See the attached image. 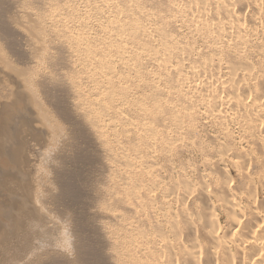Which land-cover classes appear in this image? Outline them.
I'll list each match as a JSON object with an SVG mask.
<instances>
[{
  "label": "rangeland",
  "instance_id": "374dc122",
  "mask_svg": "<svg viewBox=\"0 0 264 264\" xmlns=\"http://www.w3.org/2000/svg\"><path fill=\"white\" fill-rule=\"evenodd\" d=\"M214 4V0H0V9L4 8L1 17L5 21L9 18V23L13 22L9 25L0 22V97L2 93L4 96L8 94L6 101L0 103V233L11 232L6 241L0 240V264H25L29 258L45 262L57 252L69 255L72 260L68 263L63 256L60 258L57 255L64 260L56 258L57 264H109L111 244L118 233L124 234L118 230L124 222L106 216L104 219L99 214L102 202L109 200L106 196L111 195L110 200L112 195L118 197L123 193V197L127 194L126 198L132 200L140 196L142 198L144 193L149 197L174 196L184 191V178L190 177L188 181L191 186L200 181V174L206 172L203 169L205 164L202 166L200 146L209 150L214 146V150L217 149L214 143L219 145L228 140L218 118L201 112L203 109L206 111L207 104L211 106L204 92L207 87L203 84L205 85L207 78L215 79L218 68L215 67L219 62L226 64L227 61L235 58L234 62L238 58L237 55L235 57L234 50L230 49L229 31H225L227 37L225 35L214 40L220 31L216 30V21L213 22L217 11L219 13L216 9L220 8H216ZM169 6H173V9ZM27 10L32 11L33 17L49 30V34L45 32V39L49 43H46L49 57L46 54L47 57L45 55L42 61L35 54H29L34 51L37 43H34L33 27L25 21ZM208 21L214 28L206 32ZM250 52L259 67L258 59L253 56L254 51ZM50 55L53 61L50 60ZM203 62H209L204 77H196ZM180 64H183L182 70ZM207 68L210 69L209 72L215 73L211 75ZM21 70L36 74L32 89L40 99L41 105L38 107L45 108L50 125L53 126L54 122L55 127H60L62 132L58 136L57 145L54 131L48 125H41V111L36 107L35 99H29L25 83L18 76ZM225 72L226 69H218L221 78ZM181 76L186 79L183 84L181 81L184 77ZM37 79L42 83L37 82ZM216 86L219 87L218 84ZM123 91L125 92L122 93ZM201 92L205 93V100ZM155 107L160 108L163 117L158 115V111L156 114L149 112L156 110ZM221 108L228 110L229 107L223 104ZM92 114H96L95 117ZM90 115L94 121L92 117H88ZM96 116L102 122L98 123ZM87 117L91 124L87 122ZM198 118L199 122H194ZM189 123L192 126H195L193 123L197 124L195 127L190 125L194 129H188ZM226 123L237 139L236 124L231 121ZM149 126L154 128L153 132ZM10 140L15 144L20 143L23 154L30 158L28 163L20 162L23 172H16L5 151ZM232 171V176L238 178L236 170ZM134 174L137 176L136 180ZM205 179L211 182L209 178ZM177 182L182 185L179 183L178 187ZM172 186L178 187L179 193L173 188V194ZM128 188L136 195L129 192ZM35 201H38V205H43L45 213L52 214L51 218H39L35 215L37 213L30 209ZM122 207L120 204L114 208L117 209L116 214L119 211L128 213V218L133 220L134 214L120 209ZM148 208L151 211L153 207L149 205L145 208L146 211ZM9 213L22 216L25 233H20V237L14 235ZM111 230L116 232L117 237H113ZM27 239L33 245V251L27 250ZM86 239L91 242L86 247L91 256L88 260L84 258L83 242ZM53 262L50 264H55Z\"/></svg>",
  "mask_w": 264,
  "mask_h": 264
},
{
  "label": "bare ground",
  "instance_id": "6f19581e",
  "mask_svg": "<svg viewBox=\"0 0 264 264\" xmlns=\"http://www.w3.org/2000/svg\"><path fill=\"white\" fill-rule=\"evenodd\" d=\"M214 1H215L214 5L217 6L216 8H220V9H216V11L219 10V13H218V11H217V14L215 13L216 17L215 16H214V18L211 17L214 19L213 22L216 21L215 22V24H216L215 26L217 27L216 30L220 29V31L217 33L218 35L215 36L214 40L216 39L215 41H217L218 38H223L222 36H225V35L227 37L228 34L225 31L226 30L229 31L230 49L234 50L233 53L235 54V57L237 55L238 58H236L237 61L233 62V60L235 58L233 57L234 55L231 54L233 56H231V55L230 56L232 58H234V59H231L232 61H230V62L227 61L228 63L226 62V64L219 62L218 66L215 67V68H217V67L218 68H217V70L215 69L217 73L215 75L213 74L214 76H216L214 80H209L207 78L206 82L203 81V82H205V85H206L205 86L203 84V86L205 88L207 87V90L205 89V91H204L206 93V100H207V102H210L211 106H209V104L206 103L207 104L206 111L204 109L202 111L201 107H200V110H201V112H205L206 115L211 114V115H214L215 119L218 118V121H220L222 126H223L224 132L226 133V135L229 138L227 137L228 140H226V138H225L226 141L222 142V143L220 142L219 145L218 144L216 145L214 143V145L217 146V149H214V150H212V148L214 146L209 150L207 147H201L200 145H198V146H200L199 149L201 150V153H202L201 158L203 159V161H202L203 165L201 163L200 164L202 166H204V164H205L203 169L206 172L205 173L203 172L204 174H202V173L200 174V176H199L200 181H198V182L196 181L197 183H195V182L192 183L194 186H191L190 182L188 181V179L190 177H188V178L186 177L187 179L186 178H184V179L180 178V179L184 180L183 185H182V183H183L182 181H180L182 183L179 182L180 185H182L184 187V191L180 192L182 195L181 194L179 195L177 193H176L177 194L176 195L174 192L175 190L178 192L177 188L179 187V183L177 182L176 183L178 185L177 188L172 186V192H174L173 194H175L176 196L171 195V196H162V197H156V196L155 197H149L148 194L144 193V196L142 195L143 196L142 198L140 195H139L140 198L136 196L137 198L133 199L134 201L132 199H129V198L127 199L126 198V197H128L127 194H126V196L123 197L124 193L121 194L122 196L119 195L118 197L117 196L114 197L112 195V200H110V197H111L110 194H109L110 197L106 196V198L107 199L109 198V200H104V202H102L103 204H102V207L99 209L100 210L99 214L101 213L104 216V219L106 216L112 220L113 219H116V220L120 219V220H122V222H124V224L122 223V226L120 225V227H121L120 229H118L119 227L116 228L124 234L118 233L117 234L118 237H117L116 232L111 230V232L114 233L113 237L116 236L117 238H115V241L113 240L114 242L112 244L107 242L109 245L111 244V246H112L111 247L112 250L110 252V254L111 253L112 254L110 255L111 259H109L110 260L109 264H264V0H214ZM212 2H213V0H212ZM170 7L172 8L173 6H169V8ZM169 8H167V9H169ZM3 9H0V22L9 25L12 21L9 23L8 22L9 18L6 21L2 18L3 17L2 16ZM25 16H26V14H25ZM25 18H26L25 19L26 23H28V25H31V27H33L32 33L34 34V39H35L34 43H37V45L35 44V49H33L34 51H32V53H29V54H32V56H33V54H35V56L39 58V61H40V59L42 61V58L46 54H48V52H46V51L48 48L47 44H49V43H47V39H45V32L47 30H46L45 26L43 25V23H40L36 17L35 18L33 17L32 11L27 10V16ZM205 23L207 24V21ZM200 28H202V27H200ZM206 28L207 29H205V31L208 32V31H212V29L214 27H212L208 21V25L206 26ZM64 29H66V28H63V30ZM54 30H56V29H54ZM47 32H46V34H47ZM64 32L65 31H63V33ZM48 34H49V32H48ZM53 35H54V32H53ZM61 35H62V33H61ZM80 36H78V37H80ZM78 37H76V38H78ZM82 39H83V37H82ZM77 41H80V40L77 39ZM120 42H123V41L120 40ZM90 44H91V42H90ZM220 45H221V43H220ZM222 47H223V45H222ZM74 49H76V48H74ZM216 50H217V48H216ZM226 50H228V49H226ZM29 51H31V50H29ZM250 51H254L253 56L256 57V60L258 59V62L256 60L255 61L257 63H260L259 67H257L256 63L253 61L254 58L250 55L251 54ZM25 52H27V51H25ZM94 53H95V51H94ZM88 55H90V54H88ZM169 56L170 55H168V57ZM46 57H47V55H46ZM48 57H49V54H48ZM50 57H51V55H50ZM69 57H71V56H69ZM38 58H37V60H38ZM51 59H52V57L50 58V60ZM71 59H72V57H71ZM71 59H69V60L71 61ZM64 60L66 61V59H64ZM196 60H198V59H196ZM51 61H53V60H51ZM54 61H56V60H54ZM63 61H62L63 64L64 63L67 64L66 62H63ZM70 61H69V64H70L69 67H71ZM163 61H165V60H163ZM53 63H55V62H53ZM194 64H195V62L193 63V66H194ZM206 64L204 63V65L201 66V70L198 69V72L195 71L197 74L196 77H202V76L204 77L206 66L208 67L209 62L207 65ZM182 65L183 64H180V68ZM167 66H169V65H167ZM67 67H68V65H67ZM196 67H197V64H196ZM196 67H193V68L196 69ZM198 67H200V66H198ZM219 68L226 69V72L223 75L224 78L223 77L221 78L219 76V73H218ZM178 69H179V67H178ZM178 69H177V73L179 71ZM29 70H31V69H29ZM29 70L28 71L21 70L20 74L18 76L20 78H22L23 83H25L24 88H25V91L28 93L29 99H35L36 107H38V105H41L40 99H39V97H37V95H35L36 92L32 89V87L35 84L33 82V80H34V76L36 77V74L34 75V73H32ZM181 70H182V68H181ZM207 70L209 72L210 69L207 68ZM34 72H35V70H34ZM213 72H209V73L211 74ZM180 74H181V72H180ZM180 74H178V75H180ZM206 74H207V72H206ZM207 75H209V74H207ZM211 75H209V76H211ZM181 77H184L183 78L184 80L182 79V81H181L183 84V82L186 79H185V76H181ZM206 77L207 76H205V78ZM37 78H38V75H37ZM211 78H214V77L211 76ZM36 81L39 83H42L39 81V79H37ZM198 84L200 85L199 82H198ZM216 84H218L219 87H217ZM191 87H192V85H191ZM201 87L202 86H200V88ZM204 87H202V88H204ZM200 88H198V89H200ZM195 89H196V87H195ZM123 90L126 91L127 89L123 88ZM200 90H197V91H200ZM125 91H123L122 93H124ZM205 93H202L203 99H204ZM177 94H178V92H177ZM6 96H8V94H5V96H4V94L2 93V97H0V103L6 101V98H8ZM200 99L201 98H199V100ZM203 99H201V100L203 101ZM196 100H197V98H196ZM92 103H93V100H92ZM203 104H204V102H203ZM223 104H224V106L226 104V106L229 107L228 110H224L221 108V105H223ZM93 106H94V104H93ZM92 107H90L91 108L90 111H92ZM197 107H199L198 103H197ZM38 108L40 109L41 116H42L41 120H40L41 125H48L49 128H51V130L54 131L55 137L57 136V139L55 140V141H57L56 145L59 144V142H58L59 137L58 136L60 135V133H62L60 127H58L57 125L55 127L54 122H53V126L50 125L51 121L47 117V111L45 110V108H43V107H38ZM76 108H77V106H76ZM202 108H203V106H202ZM88 109H89V107H88ZM153 109H154V107H153ZM155 109H156V107H155ZM159 109L152 110V111L150 109H148V110H150L149 112L152 114L153 113L156 114V112L158 111V115L159 114L161 115V112ZM187 109H188V107H187ZM96 111L98 113V109H96ZM77 112H75V113H77ZM189 112H190V110L188 111V113ZM197 113H199V111ZM197 113H195V114H197ZM178 114L174 115V116L177 117ZM84 115H86V114L84 113ZM92 115H94V114H92ZM95 115H94V117H95ZM99 116H101V115H99ZM161 116L163 117V115H161ZM197 116H199V115L197 114ZM201 116H202V113H201ZM88 117H92V116L90 115ZM155 117L159 118L157 115ZM194 117H195V115H194ZM209 117H210V115H209ZM209 117H207V118H209ZM211 117H213V116H211ZM96 118H98V117L96 116ZM96 118H95V120H96ZM191 118H193V116ZM191 118H189V120ZM200 118H198L197 121H194V122H199ZM187 119H188V117H187ZM193 119H195V118H193ZM92 120L94 121L93 117H92ZM185 120H186V118H185ZM189 120H187V121H189ZM212 120H213V118H212ZM88 121L90 123L89 118H88L87 122ZM227 121H231V122H234L236 124V125L235 124L234 125L236 126L237 139L234 137L235 135L233 136L234 132L231 130V128H230V130L232 133H230V130L227 126L228 123H226ZM95 122H97V121H95ZM95 122H94V125H96ZM100 122H102V121H100V119H99L98 123H100ZM178 122H180V121H178ZM192 122H193V120H192ZM191 123H189L188 129H190L194 126V125L192 126ZM187 124H188V122H187ZM193 124H195V126H196L197 123H193ZM232 124L231 125L229 124L230 127L232 126ZM167 125H169V124H167ZM36 126H39V125H36ZM103 127H104V125H103ZM149 128L152 132L154 131V128L152 126H149ZM192 129H194V128H192ZM178 130H179V128H178ZM160 131H161V129H160ZM190 131H192V130H190ZM91 134H92V132H91ZM163 136H165V135H163ZM64 139L65 138H63V140ZM66 139H68V138H66ZM171 139H172V137H171ZM204 139L205 138H203V141H204ZM235 140H237V142H235ZM65 141H67V140H65ZM15 143L16 142L10 140L8 142L7 146L5 147V151L10 156V160L14 164L16 172H18V171L23 172V169H21L20 162L28 163V162H30V158L26 157V155L23 154V146L20 143H17V144H15ZM63 143L67 144V142H63ZM193 143L195 144V142H193ZM103 144H104V142H103ZM187 144H188V141H187ZM107 145H108V143H107ZM188 146H189V144H188ZM105 147H106V143H105ZM180 153H182V152H179V154ZM179 158H180V156H179ZM152 162H153V160H152ZM154 163H155V161H154ZM188 163H189V161H188ZM169 164H170V162H169ZM108 165L110 166V164H108ZM180 165H182V164H180ZM111 166H113V164ZM149 166H152V165H149ZM171 166H173V164ZM109 168L111 169V167H109ZM232 169L236 170L238 178H235L232 176V174H231V172H233ZM168 171H170V170L168 169ZM201 171H203V170H201ZM169 174H171V173H169ZM185 174L186 173H184V175ZM130 176H132V175H130ZM171 176H172V174H171ZM206 177L209 178L211 180V182L208 181L207 179H205ZM129 178L131 179V177H129ZM132 178H134V177H132ZM136 178H137V176L135 177V180H136ZM157 179H161V178H157ZM162 179H164V178H162ZM43 180L44 179H42L41 181L43 182ZM141 181H143V180H141ZM115 183H117V182H115ZM143 184H145V183H143ZM131 185H133V184H131ZM134 185H135V182H134ZM164 185H166V184H164ZM192 187H193V189H192ZM132 188H135V187L132 186ZM141 188H143V186ZM173 188H175V190H173ZM170 189H168V190H170ZM180 189L181 188H179V190ZM128 190H129V192H133V191H130L131 189H129V188H128ZM154 190H155V188H154ZM189 191H191V193H194V194L189 193ZM110 193H113V191ZM133 193H135V192H133ZM141 193H143V191ZM155 193H156V191H155ZM116 194H118V193L116 192ZM145 194L147 195L146 198H145V196H146ZM168 194H170V193H168ZM106 195H108V194H106ZM135 195H136V193H135ZM130 198H132V197H130ZM37 202L38 201L33 202L32 205L30 206V209L34 210L37 213L35 215L39 216V218H45V216H46V218H47V216L50 217L52 214L50 215L48 212L45 213L43 210V207H42L43 205H38ZM120 204L123 205V207L120 209H122L124 211L127 210L126 212H129L131 215L134 214L133 220L132 219L130 220V218H128V216H127L128 213H122L118 210L119 212L117 211L118 213L116 214L115 211L117 209L115 210L114 208L118 207ZM149 205L151 207L155 208L156 210H153V208H152V210L150 209L151 211H149V208H148L146 211L145 208L149 207ZM97 206H98V203H97L96 207ZM38 212L40 214H38ZM96 215H94V216H96ZM8 218L10 220V224L12 225V227H14L15 233L14 232L13 233L15 236L20 235V233H25V229H24L25 227H24V222H23L22 216H20V215L15 216L14 214L9 213ZM101 228H99V229L102 230ZM103 231H104V229H103ZM105 231H106V228H105ZM108 232H109V230H108ZM113 233H111V234H113ZM120 235H122L123 237L121 236L122 237L121 238ZM10 236H11V232L4 231V232L0 233V240L2 242H4ZM103 236H105V235H103ZM18 237H20V236H18ZM86 238H88V237H86ZM107 238H109V237L107 236ZM102 239H105V238L103 237ZM103 242H106V241L104 240ZM90 243L91 242L88 241V239H86V241L84 240V242H83V245L85 248L84 258L86 260H88V258L91 257L90 251H88V249L86 248L87 244H90ZM107 243H106V245H107ZM32 247H33V245L31 244L29 239H27V244H26L27 250L33 251ZM55 252H57V251H55ZM57 253L52 258L53 260L48 259V258H47L48 260L46 259L47 261H45V262H43V261L41 262L40 260H37L38 264H39V262L41 264H48V263L50 264V262H52V261H54L55 264H57L56 261L59 259V257L61 258L62 256H63L62 258L66 259L68 261V263L70 262L71 259L68 257L69 255H66L65 253H62V252H60V254L62 253V255H60L59 252H57ZM31 254H33V252H31ZM106 255H104V256H106ZM56 258H57V260H55ZM31 259L32 258H29V260L26 261L25 264H36L37 261L35 259H32V260ZM104 259H105V257H104ZM59 260L64 261L61 259H59ZM90 260H91V258H90ZM71 262H72V260H71ZM65 263H67V262H64L63 264H65Z\"/></svg>",
  "mask_w": 264,
  "mask_h": 264
}]
</instances>
